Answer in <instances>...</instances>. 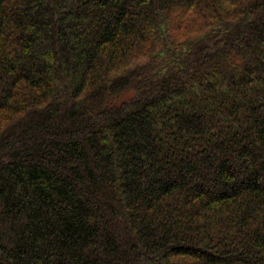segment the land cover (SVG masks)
<instances>
[{
  "label": "trees",
  "instance_id": "1",
  "mask_svg": "<svg viewBox=\"0 0 264 264\" xmlns=\"http://www.w3.org/2000/svg\"><path fill=\"white\" fill-rule=\"evenodd\" d=\"M0 264H264V0H0Z\"/></svg>",
  "mask_w": 264,
  "mask_h": 264
},
{
  "label": "rangeland",
  "instance_id": "2",
  "mask_svg": "<svg viewBox=\"0 0 264 264\" xmlns=\"http://www.w3.org/2000/svg\"><path fill=\"white\" fill-rule=\"evenodd\" d=\"M135 94V91L133 90H127L125 92H123L122 94H120V96L117 97V101L121 102V101H125V100H129L130 98H132Z\"/></svg>",
  "mask_w": 264,
  "mask_h": 264
}]
</instances>
